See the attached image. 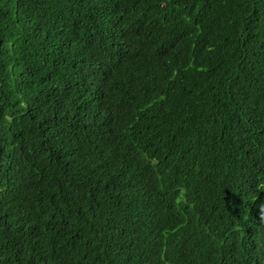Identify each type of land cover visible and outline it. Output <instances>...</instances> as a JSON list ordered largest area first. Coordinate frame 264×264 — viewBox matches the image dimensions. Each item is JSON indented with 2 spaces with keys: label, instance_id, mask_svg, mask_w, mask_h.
<instances>
[{
  "label": "trees",
  "instance_id": "1",
  "mask_svg": "<svg viewBox=\"0 0 264 264\" xmlns=\"http://www.w3.org/2000/svg\"><path fill=\"white\" fill-rule=\"evenodd\" d=\"M0 264H264V0H0Z\"/></svg>",
  "mask_w": 264,
  "mask_h": 264
}]
</instances>
